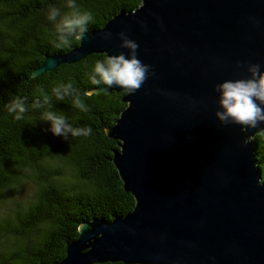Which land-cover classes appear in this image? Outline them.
<instances>
[{"label":"water","instance_id":"obj_1","mask_svg":"<svg viewBox=\"0 0 264 264\" xmlns=\"http://www.w3.org/2000/svg\"><path fill=\"white\" fill-rule=\"evenodd\" d=\"M120 31L155 73L124 95L127 106L107 128L120 141L113 161L136 204L81 222L65 257L51 264H264L256 140L264 123L222 124L215 91L250 76L249 63L264 65V0H142L69 51L47 53L33 74L94 52L127 53Z\"/></svg>","mask_w":264,"mask_h":264},{"label":"trees","instance_id":"obj_2","mask_svg":"<svg viewBox=\"0 0 264 264\" xmlns=\"http://www.w3.org/2000/svg\"><path fill=\"white\" fill-rule=\"evenodd\" d=\"M77 3L93 13L90 30L103 27L119 11L136 8L142 0ZM50 4L62 14L69 11L66 0H0V264L59 261L66 255L67 242L78 237L81 222L94 217L112 219L136 204L113 161L120 141L107 133L127 106L126 93L111 90L84 95L99 87L86 73L107 54L90 53L33 74L47 53L66 52L80 42L72 39L67 46H55L54 24L46 19ZM69 81L88 105L87 112L76 108L72 97L57 100L51 95L55 84ZM41 88L50 94L52 111L65 115L74 126L90 125L92 134L65 140L46 131L49 122L43 121L42 113L48 106L32 107ZM15 96L27 98L28 111L20 120L6 107ZM256 140L264 181V130L256 134ZM27 184L31 190L22 194Z\"/></svg>","mask_w":264,"mask_h":264},{"label":"clouds","instance_id":"obj_3","mask_svg":"<svg viewBox=\"0 0 264 264\" xmlns=\"http://www.w3.org/2000/svg\"><path fill=\"white\" fill-rule=\"evenodd\" d=\"M68 12L62 14L59 7L54 4L48 6L46 19L53 22L55 28V46L63 47L71 43L72 39L80 40L88 30V25L93 21V13L90 10L82 9L77 0H66ZM59 18V19H58ZM121 48L129 51L110 54L103 59L95 61L91 71L86 73L93 85L107 86L103 90L108 91L113 85L118 86L125 93L133 94L140 89L149 75L152 66L143 63L137 54L138 43L131 39L126 32L120 31ZM240 62H238V66ZM264 65L260 63H249L247 71L250 76L247 78L226 79L215 85V91L219 94V108L216 117L224 124H238L242 128H256L264 123ZM95 90L84 93L85 96H92ZM40 97H37L32 104L33 108H48L42 113L43 121L49 122L46 131L65 140L69 137L90 136L92 127H77L69 122L63 114H57L51 110L50 94L40 89ZM51 95L57 100H64L72 97L73 105L87 112L88 105L81 99L79 90L74 84L60 82L51 88ZM26 97L15 96L7 105V111L14 115L16 120L23 118L28 111Z\"/></svg>","mask_w":264,"mask_h":264},{"label":"rangeland","instance_id":"obj_4","mask_svg":"<svg viewBox=\"0 0 264 264\" xmlns=\"http://www.w3.org/2000/svg\"><path fill=\"white\" fill-rule=\"evenodd\" d=\"M31 187H32L31 185L27 184L26 187L24 188L25 191L22 194H27L31 190ZM22 194H21V197H22Z\"/></svg>","mask_w":264,"mask_h":264}]
</instances>
